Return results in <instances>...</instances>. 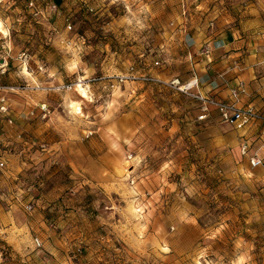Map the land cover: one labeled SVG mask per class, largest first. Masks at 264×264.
<instances>
[{
    "label": "rangeland",
    "instance_id": "374dc122",
    "mask_svg": "<svg viewBox=\"0 0 264 264\" xmlns=\"http://www.w3.org/2000/svg\"><path fill=\"white\" fill-rule=\"evenodd\" d=\"M27 2L0 0V85L16 89L14 125L0 126L17 131L0 147L14 163L0 171V264L54 249L78 264H264V193L199 128L197 102L113 82L149 57L168 69L185 24L237 27L264 0H50L38 17Z\"/></svg>",
    "mask_w": 264,
    "mask_h": 264
},
{
    "label": "crops",
    "instance_id": "0c3cea01",
    "mask_svg": "<svg viewBox=\"0 0 264 264\" xmlns=\"http://www.w3.org/2000/svg\"><path fill=\"white\" fill-rule=\"evenodd\" d=\"M210 20L200 21L198 25L185 24L174 34L170 33L168 48L165 50L171 65L168 69L163 64L164 60H159V67L153 65L158 59L157 56L156 59L149 57L140 60L137 62V69L163 80L179 77L183 83L195 84V91L214 96L221 101L237 103L239 106L251 104L264 115V3L254 4L248 9L244 20L237 27L230 24L229 17L222 16L218 21L212 22ZM128 68L129 65L125 73ZM113 82L115 89L122 91L123 87L126 95L133 94L138 87L146 85L142 82ZM153 85H157L156 88L160 91L165 90L158 84ZM234 89L238 90V96L233 94ZM195 106L197 110L193 111L199 128L216 135L210 140L212 145L226 148V160L244 176L249 187L264 193V163L252 167L249 161V157L254 155L264 161V119L245 129H236L233 125L222 122L215 108L211 109L205 120H199L202 112L197 103ZM2 118L0 115V119ZM14 130L0 126V147L13 144L10 138L15 137ZM245 139L250 145L248 156L241 153V144ZM4 151L0 152L7 160L8 168L2 172H11L10 168L14 163L7 155V150ZM8 215L9 212L0 208V219L8 218ZM5 238L8 240L6 236ZM12 246L15 250H22L17 249L14 244ZM54 250L44 252V264H78L69 257L67 251Z\"/></svg>",
    "mask_w": 264,
    "mask_h": 264
},
{
    "label": "built area",
    "instance_id": "2783aa9c",
    "mask_svg": "<svg viewBox=\"0 0 264 264\" xmlns=\"http://www.w3.org/2000/svg\"><path fill=\"white\" fill-rule=\"evenodd\" d=\"M41 3L42 0H28L27 6L32 11V15L34 17L43 15L44 11L42 9ZM50 6L51 11L57 10L55 4H52ZM68 29H72L71 24H68ZM153 65L155 67H159L161 63L159 60H156ZM116 81L118 83H125L128 81L158 84L184 93L197 102L202 112L199 120H205L212 108H215L219 112V116L222 122L231 124L236 129H245L253 125L257 121L264 119V115L261 113V111L251 104L246 106H239L237 103L221 101L214 96L195 91V84L193 83H183L179 77H175L171 80H163L157 76L139 71L135 64H130L126 73L117 75ZM8 89L16 91V89L13 87H5L0 85V115H2L5 119V123L12 127L14 125V118L12 116L11 105L7 96ZM233 94L235 96H238V90L234 89ZM42 109L46 110L45 106ZM249 147V141L245 139L241 144V153L243 156H248ZM249 161L252 167H258L263 165L264 163L263 159L256 155L250 156ZM7 168L8 162L6 159H4L2 153L0 152V171L6 170ZM33 209V205H28V211H32ZM33 241L37 248L43 247V241L40 238L36 237L33 239Z\"/></svg>",
    "mask_w": 264,
    "mask_h": 264
},
{
    "label": "bare ground",
    "instance_id": "6f19581e",
    "mask_svg": "<svg viewBox=\"0 0 264 264\" xmlns=\"http://www.w3.org/2000/svg\"><path fill=\"white\" fill-rule=\"evenodd\" d=\"M0 33L3 34V35H7L8 34V31L4 27V23H3V21L1 19H0ZM25 72L27 74H29L27 69H25ZM77 87H78L79 91L83 94L82 97L87 98L88 97V91L84 87H82L81 84H78ZM71 108L74 109L77 113H81L82 112L81 103L78 102V101H75V102L73 101L72 104H71Z\"/></svg>",
    "mask_w": 264,
    "mask_h": 264
},
{
    "label": "trees",
    "instance_id": "16d2710c",
    "mask_svg": "<svg viewBox=\"0 0 264 264\" xmlns=\"http://www.w3.org/2000/svg\"><path fill=\"white\" fill-rule=\"evenodd\" d=\"M18 1V0H17ZM42 3L45 5L46 3H47V5L48 4H50V0H42Z\"/></svg>",
    "mask_w": 264,
    "mask_h": 264
}]
</instances>
